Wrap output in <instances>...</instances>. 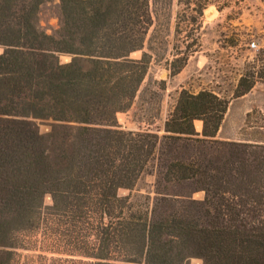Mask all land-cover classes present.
Wrapping results in <instances>:
<instances>
[{
    "label": "trees",
    "instance_id": "obj_1",
    "mask_svg": "<svg viewBox=\"0 0 264 264\" xmlns=\"http://www.w3.org/2000/svg\"><path fill=\"white\" fill-rule=\"evenodd\" d=\"M53 2L0 0V264L49 222L63 249L48 250L91 264H264V141L217 138L229 100L207 89H182L161 135L122 128L116 114L151 63L149 0H58L48 34L39 15ZM197 47L185 44L171 76ZM251 65L234 98L264 80V49ZM152 161L155 197L141 209L118 191Z\"/></svg>",
    "mask_w": 264,
    "mask_h": 264
},
{
    "label": "rangeland",
    "instance_id": "obj_2",
    "mask_svg": "<svg viewBox=\"0 0 264 264\" xmlns=\"http://www.w3.org/2000/svg\"><path fill=\"white\" fill-rule=\"evenodd\" d=\"M149 2L153 24L142 51L151 54V63L131 107L116 114L118 124L131 131L158 130L161 135L164 122L182 90L180 87L185 86L183 89L192 93L199 89L214 90L219 97L229 100L219 127V139L264 141V80L256 81L250 96L241 102H232L240 77L259 69H252L251 64L255 55L264 49V0ZM204 4L207 5L200 16L196 9ZM58 15V0L45 4L39 15L40 27L51 34L58 28ZM150 40L151 51L148 50ZM192 42L198 47L187 55L188 58L197 55L198 66L190 65L185 70L183 67L178 74L171 76L170 63L176 57H183L185 44ZM252 42L255 47L250 46ZM175 46L180 50H174ZM142 51L134 52L130 57L139 58ZM69 59L68 56H60L61 63ZM161 81H164V86ZM195 129L201 132L198 124ZM40 130L46 132L48 127L41 125ZM155 178V161H152L134 188L131 191L120 189L118 195H130L132 202L141 209L150 208L155 197ZM193 198L202 199L203 193H194ZM49 205L51 200L46 196L44 206ZM54 228V223H44L39 230L20 235V247L14 250L13 264H91V260L83 256L49 251L63 249ZM85 232L83 230L82 234ZM190 264H201V261L191 259Z\"/></svg>",
    "mask_w": 264,
    "mask_h": 264
},
{
    "label": "crops",
    "instance_id": "obj_3",
    "mask_svg": "<svg viewBox=\"0 0 264 264\" xmlns=\"http://www.w3.org/2000/svg\"><path fill=\"white\" fill-rule=\"evenodd\" d=\"M199 62H200V61H199V57H198L197 55L190 56V57L187 59V62H186V64L184 65L183 70H185V69H186L187 67H189L190 65H191V66H198ZM183 88H185V86L180 87V89H183ZM200 90H201V89L195 91V93L199 92ZM213 91H214V90H213ZM178 92H179V91H178ZM214 93H216V92L214 91ZM248 96H250V91H249L248 93L244 94V95L241 96V97H238V98L233 99L232 102H234V101H239V102H241V100H242L243 98H246V97H248ZM173 107H174V105H173ZM173 107H172V108H173ZM196 124H198V126H199L200 129L202 128V122H201L200 120H195V121H194V126H196ZM196 131H197V132H200L198 129H196ZM219 135H220V130H218V132H217V138H220Z\"/></svg>",
    "mask_w": 264,
    "mask_h": 264
},
{
    "label": "built area",
    "instance_id": "obj_4",
    "mask_svg": "<svg viewBox=\"0 0 264 264\" xmlns=\"http://www.w3.org/2000/svg\"><path fill=\"white\" fill-rule=\"evenodd\" d=\"M250 46H251V47H255V43L252 42V43L250 44Z\"/></svg>",
    "mask_w": 264,
    "mask_h": 264
}]
</instances>
